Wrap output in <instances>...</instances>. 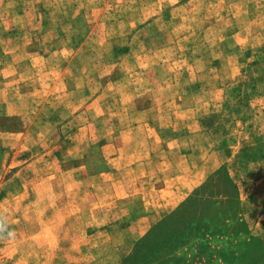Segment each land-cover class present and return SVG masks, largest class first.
Returning a JSON list of instances; mask_svg holds the SVG:
<instances>
[{"label":"rangeland","instance_id":"obj_1","mask_svg":"<svg viewBox=\"0 0 264 264\" xmlns=\"http://www.w3.org/2000/svg\"><path fill=\"white\" fill-rule=\"evenodd\" d=\"M248 236L264 0H0V264H264Z\"/></svg>","mask_w":264,"mask_h":264},{"label":"trees","instance_id":"obj_2","mask_svg":"<svg viewBox=\"0 0 264 264\" xmlns=\"http://www.w3.org/2000/svg\"><path fill=\"white\" fill-rule=\"evenodd\" d=\"M225 179H226V184H227L228 188L231 190V193L233 194V199L231 196H228V198H227V202H228V205H230V209H233L232 218L234 217L235 222L239 226H241V227L245 226V222H244L243 218L240 216V214H238L239 213V201H238V195H236L237 194V188H236L235 184L232 182V180L228 174H225ZM199 192L200 191L198 190V191H195L193 193L194 200L196 198L200 197ZM231 193H230V195H231ZM232 202H233V204H232ZM247 233H248V229L246 228L244 230V234H247ZM246 237H247V235H246ZM248 237H249L248 240H255V242L258 244L259 249H261V252H264V247H262V245H260V242L256 238H254L252 236H248ZM244 242H245V239H244Z\"/></svg>","mask_w":264,"mask_h":264},{"label":"clouds","instance_id":"obj_3","mask_svg":"<svg viewBox=\"0 0 264 264\" xmlns=\"http://www.w3.org/2000/svg\"><path fill=\"white\" fill-rule=\"evenodd\" d=\"M11 235V234H10Z\"/></svg>","mask_w":264,"mask_h":264}]
</instances>
